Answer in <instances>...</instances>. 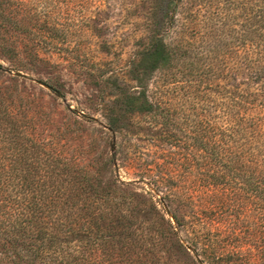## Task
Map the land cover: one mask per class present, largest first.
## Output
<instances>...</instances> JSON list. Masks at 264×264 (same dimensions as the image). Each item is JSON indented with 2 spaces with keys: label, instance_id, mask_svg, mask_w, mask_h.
Wrapping results in <instances>:
<instances>
[{
  "label": "rangeland",
  "instance_id": "374dc122",
  "mask_svg": "<svg viewBox=\"0 0 264 264\" xmlns=\"http://www.w3.org/2000/svg\"><path fill=\"white\" fill-rule=\"evenodd\" d=\"M2 1L6 2L3 13L9 23L0 27V80L6 86L16 84L29 96L32 103L26 115L31 117L29 125L35 135L45 144L56 142L60 151L100 176L105 184L116 180L118 188L136 191L129 221L135 233L149 232L147 237L155 238V229L169 222L176 237L185 242V236L204 217L197 213L204 210L215 218L213 227L232 223L244 243L239 249L250 253V248V258H259L261 254L252 248L264 247V197L242 188L240 180L224 195L215 193L213 198L215 195L201 187L202 177L207 175L204 172L213 171V166L203 164L205 159L194 146L202 124L212 133L226 121L220 104L229 101L215 93L214 86L219 83L246 93L248 102L242 116L263 134L259 140L243 137L233 142L232 150L257 148L263 143L256 158L264 159V48L255 46L259 41L251 38L241 45L231 31L214 49L210 37L194 40L203 28L189 23L184 38L193 46L190 44L188 54L190 51L206 62L210 56L211 62L230 76L210 80V90L202 88L190 81L199 67L178 59L169 74L154 73L145 78L144 90L159 107L155 115H147L132 112L120 95L141 89L134 68L137 54L154 27L149 22L154 0ZM221 3L225 4L220 13L222 24L230 29L238 27L236 23L242 18H237V5ZM36 33L47 41L39 40ZM178 36L182 34L172 32L165 40L176 42ZM207 43L211 48L206 54L202 47ZM35 79L50 85L57 94ZM106 157L111 158L112 166L102 168ZM251 166L257 172L264 170L258 164ZM118 188L112 190L114 196L120 194ZM114 202L118 200L109 198L102 207L108 210ZM126 208L121 206L122 212ZM174 214L185 219L184 231L177 229ZM169 247L170 241L162 238L152 251L153 257L184 264L183 251L173 248L168 253Z\"/></svg>",
  "mask_w": 264,
  "mask_h": 264
},
{
  "label": "trees",
  "instance_id": "16d2710c",
  "mask_svg": "<svg viewBox=\"0 0 264 264\" xmlns=\"http://www.w3.org/2000/svg\"><path fill=\"white\" fill-rule=\"evenodd\" d=\"M221 1L237 5L234 9L237 18H242L236 23L238 27L230 29L222 24L220 13L225 4ZM5 4L0 0V27H8L9 23L3 13ZM150 9L149 22L154 27L137 54L134 68L135 80L141 89L120 95L132 112L156 114L159 107L146 94L144 80L154 73H167L178 59L190 62L191 67H199L190 81L202 88L212 89L210 80L229 78L230 75L226 77L227 73L211 62L210 56V61L206 62L190 51L188 54L192 43L184 36L189 23L203 28L194 40L210 37L214 49L231 31L237 34L241 45L255 38L259 41L255 46L264 48V0H154ZM172 32L182 36L168 43L165 37ZM207 48H211L210 43L202 47L206 54ZM1 50L4 52V47ZM7 90H11V94ZM214 90L223 98L221 100L229 101L227 105L220 104L223 115L228 117L226 115L224 125L216 126L212 133L202 124L194 142L201 158L205 159L203 164L213 166V171L204 172L207 175L202 177L201 187L219 197L234 186L235 181L241 180L242 188L264 197V170L257 172L251 166L253 163L264 167V159L256 158L260 156L263 143L257 148L232 150V143L236 144L243 137L251 141L263 135L242 116L248 96L219 83ZM28 97L16 84L6 86L0 80V264H170L178 261L153 257L152 251L162 238L170 241L168 253L173 248L180 253L183 251L184 264H264V247L252 248L261 254L252 260L250 248V253L239 249L243 240L233 224L225 221L213 227L215 218L213 220L204 210L197 216L203 214L202 220H207L198 221L197 229H191L193 233L185 236V242L176 237L169 222L155 229V238L147 237L149 232L135 233L129 221L136 204L133 205L134 197H138L136 191L118 188L116 180L105 184L100 176L60 151L56 142L51 140L52 144H45L38 138L29 125L31 117L26 115L27 106L32 103ZM110 125L113 127L112 123ZM239 163L246 164V168ZM108 166H112L110 157L104 158L101 165L102 168ZM117 188L121 192L114 196L112 190ZM109 198H116L118 203L104 210L102 205ZM125 205L124 213L121 206ZM172 217L177 229L184 231L185 219L175 214Z\"/></svg>",
  "mask_w": 264,
  "mask_h": 264
},
{
  "label": "water",
  "instance_id": "95a60500",
  "mask_svg": "<svg viewBox=\"0 0 264 264\" xmlns=\"http://www.w3.org/2000/svg\"><path fill=\"white\" fill-rule=\"evenodd\" d=\"M37 84H39V85H41L43 88H45L46 90L48 89V90H52V91H54L56 94H57V91H55L50 85H48V84H45V83H43L41 80H38V79H35L34 80Z\"/></svg>",
  "mask_w": 264,
  "mask_h": 264
}]
</instances>
